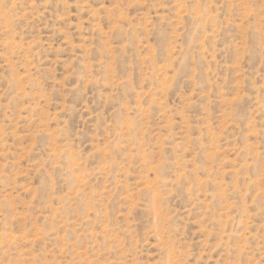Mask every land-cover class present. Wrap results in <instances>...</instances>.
Listing matches in <instances>:
<instances>
[{
    "label": "rangeland",
    "instance_id": "rangeland-1",
    "mask_svg": "<svg viewBox=\"0 0 264 264\" xmlns=\"http://www.w3.org/2000/svg\"><path fill=\"white\" fill-rule=\"evenodd\" d=\"M0 264H264V0H0Z\"/></svg>",
    "mask_w": 264,
    "mask_h": 264
}]
</instances>
